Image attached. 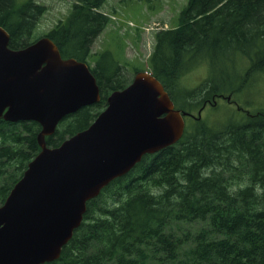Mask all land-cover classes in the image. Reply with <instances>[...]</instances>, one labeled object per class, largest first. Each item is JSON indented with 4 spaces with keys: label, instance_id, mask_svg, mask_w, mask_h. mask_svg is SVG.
<instances>
[{
    "label": "trees",
    "instance_id": "trees-1",
    "mask_svg": "<svg viewBox=\"0 0 264 264\" xmlns=\"http://www.w3.org/2000/svg\"><path fill=\"white\" fill-rule=\"evenodd\" d=\"M105 1L76 0L46 33L64 58L89 65L94 58L101 93L98 102L63 118L46 137L49 146L87 128L109 94L132 81L109 49L92 55L110 20L101 10ZM42 11L33 0H0V25L12 48L34 41ZM178 21L155 32L149 56L150 71L176 107L192 117L226 91L243 101L238 96L251 78L264 76V0H189ZM200 63L208 76L192 88L183 85V75ZM238 110L214 122L193 115L177 143L145 155L90 199L60 257L44 264H264V107ZM40 130L33 120L0 119V205L40 151Z\"/></svg>",
    "mask_w": 264,
    "mask_h": 264
},
{
    "label": "water",
    "instance_id": "water-1",
    "mask_svg": "<svg viewBox=\"0 0 264 264\" xmlns=\"http://www.w3.org/2000/svg\"><path fill=\"white\" fill-rule=\"evenodd\" d=\"M9 42L0 25V119L38 122L41 149L0 205V264H44L60 257L90 199L181 139L188 113L141 70L87 128L49 146L65 116L100 100L99 85L87 62L64 58L48 35L22 48Z\"/></svg>",
    "mask_w": 264,
    "mask_h": 264
},
{
    "label": "rangeland",
    "instance_id": "rangeland-1",
    "mask_svg": "<svg viewBox=\"0 0 264 264\" xmlns=\"http://www.w3.org/2000/svg\"><path fill=\"white\" fill-rule=\"evenodd\" d=\"M43 6L32 32V40H36L54 27L61 19H65L76 0H33ZM189 0H106L101 10L108 13L110 20L96 37L92 45V55L109 49L116 58L125 65L123 71L133 78L135 68L150 71L149 56L154 48L155 32L162 28L176 26L179 14ZM34 38V39H33ZM91 66L94 58H89ZM240 61V59H239ZM242 64V63H241ZM234 68L230 67L232 72ZM209 74L206 63H200L183 75V85L194 87ZM225 97H218L215 106L210 103L203 108L202 118L208 122L229 115L242 105L255 112L264 107V76L255 74L249 86L238 97L227 91ZM228 97L229 100L227 99ZM235 101V102H234ZM247 102V103H246ZM239 111V110H238ZM198 114V107L193 111ZM194 117H186V121Z\"/></svg>",
    "mask_w": 264,
    "mask_h": 264
},
{
    "label": "flooded vegetation",
    "instance_id": "flooded-vegetation-1",
    "mask_svg": "<svg viewBox=\"0 0 264 264\" xmlns=\"http://www.w3.org/2000/svg\"><path fill=\"white\" fill-rule=\"evenodd\" d=\"M209 103H210V104H213V103H211V102H209ZM209 103L205 104V107H206Z\"/></svg>",
    "mask_w": 264,
    "mask_h": 264
}]
</instances>
